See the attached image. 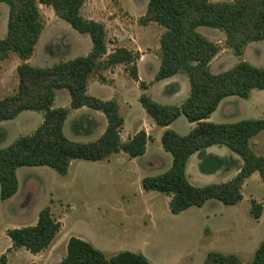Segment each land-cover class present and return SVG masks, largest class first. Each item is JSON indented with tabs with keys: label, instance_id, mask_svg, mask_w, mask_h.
I'll return each instance as SVG.
<instances>
[{
	"label": "trees",
	"instance_id": "1",
	"mask_svg": "<svg viewBox=\"0 0 264 264\" xmlns=\"http://www.w3.org/2000/svg\"><path fill=\"white\" fill-rule=\"evenodd\" d=\"M88 0H0L9 7L7 35L0 39V60L16 54L21 60L17 72L18 90L0 100V122L14 120L22 112L43 114V122L30 136L17 139L0 149V199L12 198L19 188L17 170L23 167H48L59 175H67L75 160L106 161L111 156L125 153L131 159L147 152L149 135L144 130L128 141H122L125 118L116 100L104 101L88 94L89 80L101 71L124 65L132 80L139 82L140 53L119 48L109 53L105 25L85 19L82 8ZM38 4L51 7L56 16L81 34H88L92 49L87 56H79L50 68L32 66L28 60L35 54L45 24ZM157 24L164 32L160 37V68L155 81L185 74L190 83L189 97L179 106L161 105L148 96V86L140 82L139 101L147 114L161 127H168L180 116L196 124L188 135L172 130L163 133V149L171 154L172 166L163 174L145 177L142 188L170 197L169 209L179 214L191 207H203L210 200L236 206L243 200L245 182L258 173L264 182V156L256 154L252 139L264 131V119L241 120L219 124L208 120L221 102L230 97L248 99L254 90H264V68L241 60L232 69L214 74L211 62L220 52L217 43L201 36L196 29L208 27L225 33L227 48L241 58L251 42L264 41V0H150L146 13L140 18L142 26ZM67 89L69 108H55L56 91ZM173 92V91H172ZM89 108L102 113L107 126L104 133L89 143L67 138L64 126L73 110ZM86 127L91 125L85 119ZM89 130V129H88ZM86 130V135H88ZM2 133L0 132V136ZM212 146L226 147L237 155L219 158L206 154ZM197 154L203 163L214 161L215 167L205 173L237 169V175L226 183L195 186L190 183L186 169L190 158ZM263 206L251 203L254 219L262 216ZM61 223L50 209L40 211L34 226L9 229L6 235L13 248H24L37 255L51 246L60 232ZM6 264V256L0 258ZM59 264H151L143 254L120 252L110 258L90 242L71 237L67 254ZM204 264H245L235 254L211 252ZM248 264H264V240L259 244L254 259Z\"/></svg>",
	"mask_w": 264,
	"mask_h": 264
},
{
	"label": "rangeland",
	"instance_id": "2",
	"mask_svg": "<svg viewBox=\"0 0 264 264\" xmlns=\"http://www.w3.org/2000/svg\"><path fill=\"white\" fill-rule=\"evenodd\" d=\"M149 1L88 0L81 11L85 19L105 25L109 53L119 48L140 53L139 82L130 78L124 65H118L91 78L89 92L104 101H110L113 97L116 101L121 100L117 101L119 108L122 107L120 113L127 120L122 129L124 139L135 130H148L150 140L145 157L131 159L125 153H119V156H111L106 161L75 160L67 175H59L48 167L25 168L19 175L20 194L17 200L4 203L0 199V248L8 239L6 229L34 226L40 211L48 208L54 219L61 223V229L51 246L36 260L41 264H56L64 255L66 243L71 237L90 242L107 258L127 251L143 254L153 264H204L209 253L217 252L235 254L245 264L253 261L255 251L264 240V182L258 173L243 187L245 200L240 204L227 206L213 199L203 207H191L179 214L170 212V197L159 192H146L142 188L145 177L163 174L172 166L171 154L162 147L163 127L154 122L139 101L142 93L140 82L148 86L147 90L151 88L148 94L145 93L152 96L154 101L158 102L160 96V89L154 84L160 63V36L164 30L154 23L148 26L140 24ZM38 6L45 28L35 54L28 62L30 65L50 68L78 56L83 57L92 49L88 34L77 32L58 18L51 7ZM8 16V5L1 3L0 34L4 24L7 32ZM196 31L220 47L210 66L214 74L232 69L241 60L264 68V41L249 43L244 56L239 58L227 48L223 31L208 27H198ZM14 62L8 64L9 70L14 68ZM7 81L11 88V78ZM96 82L111 87H101L95 85ZM14 83L18 87V80L16 82L15 79ZM187 85L189 95V79ZM174 90L173 86H168L165 92ZM5 94L1 93L0 96L7 97L10 93ZM70 101L67 89L57 91V108H69ZM225 103L226 106L210 122L227 124L264 119V90H254L248 99L230 97ZM27 115L28 118L24 116L16 122V128L10 129L13 143L21 136L32 135L42 124L41 112H28ZM100 115L95 117L97 127L90 136L86 135V130L90 132L94 127H86L84 120L92 116L71 111L64 126L65 135L71 141L89 143L102 132L104 115ZM170 130L182 136L188 135L190 122L182 115ZM251 145L256 154L264 156V131L252 139ZM223 149L232 152L226 147ZM213 167L215 163L210 161L203 163L199 169L209 171ZM189 178L195 181L194 177ZM203 178L204 181L198 183L199 187L219 184L216 182L222 180L216 176ZM253 199L263 206L259 220L254 219L251 213ZM22 251V256L12 255L10 264H28L31 261L32 254L25 249Z\"/></svg>",
	"mask_w": 264,
	"mask_h": 264
},
{
	"label": "crops",
	"instance_id": "3",
	"mask_svg": "<svg viewBox=\"0 0 264 264\" xmlns=\"http://www.w3.org/2000/svg\"><path fill=\"white\" fill-rule=\"evenodd\" d=\"M211 1L216 2L214 0H211ZM5 25L6 24H4V27H3L2 31H1V34H0L1 35L0 37L1 38L0 39H4L6 37V35H7V32L5 33V31H6ZM2 37H4V38H2ZM90 51H91V48H90L89 52ZM89 52H87L84 55L85 56L88 55ZM12 61H15L14 63H16V64L14 65V68L12 70H9L8 69V64H10ZM28 62H31V59ZM21 63H22V60L16 54H11L10 57L8 59H6V60H0V94L1 93H6V94L10 93V94L7 95V97H8V96L13 95L11 93H14L15 94L17 92V91H15L16 90V87H17V84L15 86L14 85L15 84L14 81H15V79H16V82L18 80V85H19V77L17 76V73H18L17 72V69H18V66L21 65ZM138 67H139V65H138ZM159 68H160V63H159V66L157 68V71L155 72V76H156ZM9 74H10V76H9ZM8 78H11V81H12L11 88H9V85H8L9 84L8 81H7ZM90 80H89L88 89H87L88 90V94L94 95V94H92V93L89 92V88H91V85H90V82L91 81ZM152 81H154V80H151L150 82H152ZM187 81H188V78H186L185 75L178 74V75H176V76H174L172 78L155 82L154 85L157 86V87H159V89H160V96H159L158 103L161 104V105H166V106H172V105L179 106V105H181L189 97V95H188V85H187ZM95 85H99L101 87H106V88H109V89L111 87V86H107V84L101 83V82L100 83L99 82H96ZM168 86H173V88L175 90L173 92H171V93H166L165 91H166V88ZM150 89L151 88H149L145 92L148 94L150 92ZM17 90H18V87H17ZM57 91H56L55 101L57 99ZM182 92H184V96L180 97V95H181ZM5 98H6L5 96H0V100H3ZM151 98L154 100V98L152 96H151ZM113 99H114V97H113ZM227 99L228 98L224 99L221 102V104L218 107L217 111L214 114H212V116L208 120L209 122L211 121V119L213 118V116H215L219 112V110L222 109V107L226 106L227 103H225V102L227 101ZM117 101L118 102H121V100H117ZM54 107L57 108L56 105H55V102H54ZM121 108L122 107H120V110H121ZM28 112H33V111H25V112H22L20 115H18V117L15 118L14 120L0 122V132L2 133V135L0 136V149L6 148V147L10 146L13 143V140H11V138H10V129H12L13 127L16 128V126H15L17 124L16 122L20 121L21 118H23L24 116H26V118H28V115H27ZM73 112H76V114L84 113V114H89V115L92 116L88 120H90V123L94 127V129L93 130L91 129L90 132H88V135H90V136L93 135L94 134V131H95L96 127H97V125L94 123V122H96L95 121L96 120L95 117H96V115L101 116L100 114H102V113H100L98 111H95V110H92V109L91 110H88L85 107L82 108V109L73 110ZM102 122H103V127H102L101 134L97 138H94V140L89 141V142H93V141L97 140L104 133L105 128L107 126V120H106L105 116L102 117ZM126 124H127V120L125 118L124 128H125ZM171 125L168 126V127H163L164 132L167 131V130H170ZM195 126H196V124H191L190 123V132H191V130H193L195 128ZM141 129L144 130V128H141ZM141 129L135 130L130 137H127V139H124L123 132H122L121 133V139H122V141H124V142L125 141H128L136 133H138L139 131H141ZM144 131H146L147 134L149 135V132H148L147 129H145ZM24 136H28V134H26ZM24 136H21V137H24ZM206 154L207 155H211V156H216V157H219V158H233L234 160L238 161L239 164H242L241 159L237 155H235L233 152H226V151H224L223 147H220V146H212V147L207 148L206 149ZM113 156H119V154H115ZM142 157H145V155L142 156ZM142 157H140V158H142ZM200 162H201V160L198 158V155L197 154H194L190 158V160L188 162V165H187V169H186L187 177H188L190 183L193 184V185H195V186H199L200 184H198V183H200L201 181H204V178H203L204 176H206V177H214V176H216V177H219V178L222 179V180H219V182H216V183H225V182H228L231 179H233L237 175V173H238V170L237 169H231V170L221 169V170H218V171H216L214 173H210V174L209 173H205V172L200 171V169H199ZM25 168H28V167L19 168L17 170L18 183H19V179H20L19 178L20 172H22V170H24ZM191 171H192V173H190ZM256 174L257 173L253 174L252 177L245 182V184L243 186L244 188H245V185H247L251 179L255 178ZM189 176L194 177L195 181L190 180ZM213 183H215V182H213ZM206 185H208V184H206ZM0 191H1V186H0ZM19 192H20V183H19L18 192L12 198H10V199H8L6 201H3V202L4 203H9V202L16 201L17 198H18V196H19V194H20ZM243 197L244 198H243L242 201L245 200V195H243ZM34 223H35V221H34ZM7 230H9V229H6L5 230V235H6ZM67 244H68V242L66 243V248H65L64 255H62V258L56 264H59L63 260V258H65L66 254H67ZM22 249H24V248H13L12 247V242H11L10 238L8 237V239H5L4 240L3 247L0 248V256L6 255V257H7V255H8L9 257H7V259H6L7 260L6 261V264H10L11 263V258H12V255L13 254H19L20 256H22L24 254V253H22V252H24V251H22ZM28 253H30V252L28 251ZM41 254H42V252L39 253V254H37V255H33L32 254V256L30 258L31 261H28V264H41L40 262H37L36 261L38 258L41 257ZM148 260L150 261V259H148ZM150 263L153 264L152 261H150Z\"/></svg>",
	"mask_w": 264,
	"mask_h": 264
}]
</instances>
